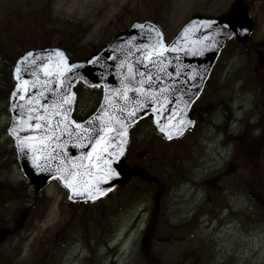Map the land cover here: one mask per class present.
Listing matches in <instances>:
<instances>
[{
	"label": "rangeland",
	"instance_id": "1",
	"mask_svg": "<svg viewBox=\"0 0 264 264\" xmlns=\"http://www.w3.org/2000/svg\"><path fill=\"white\" fill-rule=\"evenodd\" d=\"M233 2L0 0V42L24 40L21 51L72 45L71 58L84 59L134 20L156 21L170 40L192 16H220ZM244 2L256 28L240 45L232 41L215 68L205 99L212 95L216 109L174 144L149 121L140 124L141 138L135 136L134 144L149 151L142 162L154 159L151 170L166 179L168 195L129 184L89 208L77 207L53 180L24 227L3 243L0 264H37L51 244L57 249L45 264H264V206L260 211L257 196L264 186V0ZM77 25L82 34L71 36ZM5 65L0 53V72ZM84 95L77 109L85 114L93 101ZM7 105L0 99V224L32 192L22 185L7 135ZM246 141L253 142L250 149Z\"/></svg>",
	"mask_w": 264,
	"mask_h": 264
},
{
	"label": "water",
	"instance_id": "2",
	"mask_svg": "<svg viewBox=\"0 0 264 264\" xmlns=\"http://www.w3.org/2000/svg\"><path fill=\"white\" fill-rule=\"evenodd\" d=\"M205 22L211 26H203ZM138 25H143V27H138ZM190 25L194 26L185 34L184 29ZM196 25H199V27ZM254 27L255 22L252 20L244 0H234L229 11L220 16L196 15L190 18L168 42L164 31L156 22L136 20L127 28L118 32L101 49L84 60L72 61L65 49L57 46L31 48L23 51L16 57L11 70L13 88L8 98L10 118L7 128V134L13 142L16 160L23 177L36 192L44 188L51 180L57 179L67 190L70 202L95 201L105 197L124 179L119 170V163L126 154L132 127L141 120L150 118L155 131L168 141L178 139L186 131L192 129L196 123L191 114L192 107L203 93L225 47L236 37L240 40L247 39ZM157 31L162 34L164 44L176 43L178 50L172 51L169 47L168 51L164 52L163 58L156 65H153L144 59V53L151 50L153 45L156 44ZM57 50L64 53L69 64L76 65L70 73H66V76L70 79L60 78L64 80L65 84L70 83L71 87L68 91L75 93L70 110L67 113L68 118L75 120L85 128H91L92 125L102 126L105 117H113L114 115L124 119L127 124L126 129H120L113 124L111 127L115 129V132L106 134L112 142V147L109 148L112 155L107 156V159L111 161L110 167L119 173L118 175L109 176L105 179L104 174L93 166L97 162L95 154L91 159L86 158V154L92 151L95 133H90L91 139L85 138L84 140L77 139V135L83 136V133L73 132L71 135L67 132L62 135L57 133V135H60L58 141L53 140L44 153L35 154L43 156L51 152L54 158L48 164H44L43 159H41L39 161L41 168L37 169L33 163V152L30 149L21 151L17 139L10 132L13 122L19 123V120H16L19 109L12 107V105L19 104L27 109L30 106L29 97L34 100L38 99L40 105L47 106L45 109L40 105H31L39 108L40 115H44L45 112L61 111L59 107L54 108L53 106L58 105L61 95H67V91L63 85L57 84L55 73L51 77L47 76L40 67L42 64L48 63L49 60L54 65L60 59L56 55ZM28 52L33 53V56L29 57L28 60L34 59L36 64H29L27 60L23 59ZM152 59L155 60V57H152ZM53 65H50V67ZM130 65L133 76L128 75ZM18 66L21 68L19 74L15 71ZM140 73H144L145 76H141ZM17 75H19V80L16 78ZM147 76H151V82L146 78ZM37 78H39L40 83H37ZM142 79L143 84L137 83ZM23 80L28 81V90L22 93L24 96L22 100L19 95L13 96L12 93L17 91L16 85ZM44 81H50V83L43 85ZM33 85L35 86L33 87ZM79 85L101 90L100 100L95 110L83 119H76L74 116L77 103L76 89ZM125 85L128 89L127 98L113 95L114 91L123 92ZM137 88H142L144 91L136 92L135 89ZM144 93H149L155 97V100L148 99ZM105 96H111V100L107 103L105 102ZM128 101H131V103H128ZM138 101L145 106H138ZM126 103L127 110L122 113L120 109L124 108ZM65 108H69V106L65 105ZM129 110L136 111L134 118H128ZM97 117L101 119L98 120ZM61 118L53 115V124ZM169 118L172 119L171 124L168 122ZM179 121L183 122L182 126L178 123ZM188 121H191V123L189 124ZM30 122L34 123L35 121ZM69 127L74 129V125ZM177 127L180 129L179 133L176 131ZM162 128L165 130L161 131ZM17 131L22 137L28 136L29 142L33 143L35 147H45V145L35 143L41 137V129L18 128ZM43 131L46 132V129ZM122 131H126V135L122 137L125 141L123 152L117 154L119 152L117 146L121 137L116 135V132ZM45 144H47V141H45ZM73 164L77 166L84 165V167L72 169L71 165ZM99 164L100 168L104 169V162L99 161ZM57 168H62L64 171L58 173ZM73 170L80 173L88 170L94 173L98 178L97 186L103 190V195L99 192H93L95 199H92L87 193H83V190H81L83 194H73L65 182L59 178L61 175H66L68 171ZM106 171L107 169H104V172ZM92 183H97V181L92 180ZM12 232L7 227H0V245Z\"/></svg>",
	"mask_w": 264,
	"mask_h": 264
},
{
	"label": "snow or ice",
	"instance_id": "3",
	"mask_svg": "<svg viewBox=\"0 0 264 264\" xmlns=\"http://www.w3.org/2000/svg\"><path fill=\"white\" fill-rule=\"evenodd\" d=\"M194 25H190L189 27H186L184 29V33L187 34L190 30V28ZM199 27V25H196ZM203 26H211L208 25L207 22L204 23ZM138 27H143V25H138ZM155 31V30H154ZM157 36V41L156 44L153 45L151 50H148L144 53V59L146 61L151 62L153 65H156L157 62L163 58L164 52L168 51L169 47L171 48L172 51H177V46L176 43H173L171 45H166L163 43L162 40V34L159 33L158 31L156 32ZM56 55L60 58L55 62L53 65V62L51 60L48 61L46 64H42L40 67L44 70L45 75L47 76H53L55 73L56 76V82L57 84L63 85L64 89L67 91V95H61V99L58 102V105H54L53 107H59L61 111L53 112V113H47L45 112L44 115L39 114V108L37 107H32L31 105H40V101L38 99L34 100L32 97H29V107L27 109L24 108V106L19 105V104H13L12 107L19 109V115L16 117V120H19V123H16L15 121L13 122V127L10 128V132L13 137L17 139L18 146L21 151H24L25 149H30L33 152V163L35 164V167L37 169L41 168L40 160L43 159L44 164H48L51 159H53V155L51 152H48L47 155L43 156H38L35 155L36 153H44L47 151L48 147L51 145L53 140L58 141L60 139V135H57V133H60L61 135L65 132L69 133L71 135L73 132L77 133H83V136L77 135L78 140H84L85 138L91 139L90 133H95V140L94 144L92 145V151L88 152L86 154V158L91 159L94 154L96 156V163L93 165L96 167L98 170H100L104 176L105 179L109 176H115L118 175L114 169L110 167L111 161L107 159V156L112 155V153L109 152V148L112 147V142L111 140L108 139V136L106 135L107 133H112L115 132V129L111 127V125L115 124L118 126L120 129H126L127 124L125 123L124 119L115 117H105V119L102 121V126L101 125H92L91 128H85L83 125L80 123H77L75 120H71L68 118V111L70 110V106L73 102V97L75 96V93L68 91L70 89L71 85L70 83L65 84L64 80L70 79L68 76H66V73H70L72 69L76 67L75 64H69L67 61V57L64 55V53L60 52L59 50L56 51ZM33 53L28 52L27 55L23 58L24 60H27L29 64H36V60H28L29 57H32ZM152 57H155V60L152 59ZM50 65H53L50 67ZM16 73L21 72V68L18 66L16 68ZM129 76H133L132 74V68L131 65L129 66V71H128ZM141 76H145L144 73H140ZM63 77L64 80H61L60 78ZM19 80V75L16 77ZM149 82H151V76L146 77ZM134 79V77H133ZM143 79L137 81L139 84H143ZM37 83L39 82V78H37ZM50 83V81H44L43 85H47ZM35 85H33L34 87ZM17 91H14L12 93L13 96H20V99H24V96L22 95L23 92H26L28 90V81L23 80L21 83H18L16 85ZM136 92H143L144 90L142 88H137L135 89ZM127 85H125V89L123 92H118L114 91L113 95L116 96H122L124 98H127ZM145 96L148 99L155 100V97L151 96L149 93H144ZM111 100V96H105V102L107 103L108 101ZM128 103H131V101H128ZM138 106L143 107L142 103L139 101L137 102ZM65 105H68L69 108H65ZM40 107L47 108L46 105H40ZM103 107V106H102ZM127 103L124 108H121L120 111L123 113L124 111L127 110ZM53 115L57 117H62L61 119H58L55 124H53L52 117ZM136 116V111L134 110H129L128 111V118H134ZM96 119H101L100 117H97ZM35 121L30 122V121ZM43 122V123H42ZM169 124L172 123V119L169 118L168 120ZM178 123L183 124L182 121H179ZM190 124L191 121H188ZM70 125H74V129H70ZM63 126V127H61ZM41 129V137L39 140L35 141L37 144L45 145L43 148H38L33 145V143L29 142V137L28 136H20L19 132L17 129ZM46 129V132L43 131ZM99 129V131H97ZM165 129L162 128L161 131H164ZM179 127L176 128L177 133H179ZM116 135L121 137L120 143L117 146L119 149V152L117 154H120L123 152V136L126 135V131L122 132H116ZM171 138V137H170ZM45 141H47V144H45ZM107 154V155H105ZM99 161L104 162V169H107L106 172H104V169L100 168ZM77 167H84V165H71L72 169H76ZM56 171L59 173L61 171H64L62 168H57ZM62 181L65 182L66 186L71 190L73 194L81 193V190H83V193H87L92 199H95V195H93V192H99L101 195H103V190L100 189L97 184H98V178L95 176L94 173L91 171H84L83 173L77 172L75 170L73 171H68L66 175H61L59 177ZM92 180H96L97 183H92ZM81 193V194H83ZM72 198V197H70Z\"/></svg>",
	"mask_w": 264,
	"mask_h": 264
},
{
	"label": "trees",
	"instance_id": "4",
	"mask_svg": "<svg viewBox=\"0 0 264 264\" xmlns=\"http://www.w3.org/2000/svg\"><path fill=\"white\" fill-rule=\"evenodd\" d=\"M50 16L51 14H47L46 15V22L47 21H50ZM49 23V22H47ZM83 31V30H82ZM9 32L7 31V34ZM79 33V35L82 34V32L80 31V27L79 25L73 27V30L70 32V35L71 36H75V34ZM22 43H18L16 45H14L15 43L11 40V39H7V40H3L0 42V53L1 55L3 56V59L4 61L6 62V65L4 67L3 70H1L0 72V99H6L8 101V96H9V93L13 87V81H12V76H11V67H12V63L16 57V55L18 53L21 52V50H16L17 46L19 48H23L24 45H23V41H21ZM234 42H236L237 44L240 45V43H242L243 41H240V40H235ZM14 43V44H13ZM43 46H50L49 43H45V44H42ZM58 45H62L60 43H58ZM103 46V45H102ZM100 46V47H102ZM100 47H96L94 48L91 52H95L96 50H98ZM67 51H71L73 53H75L76 51L73 49L72 45H65L64 47ZM89 54V55H90ZM213 79V78H212ZM263 79H264V76H263ZM212 86V85H211ZM210 86V87H211ZM85 92L86 93H90V100L93 101V105L92 107L84 114V113H79L78 112V109H76L75 111V116L78 118V119H81V118H84L87 114L91 113L94 108L96 107L98 101H99V98H100V90L98 89H88V88H85L84 86H80L78 87L77 89V93H78V98H77V107L78 105L84 101V98H85ZM92 94H94V97H92ZM261 125L260 126H263V122H264V118H262V120L260 121ZM253 142L252 141H249L244 144V146L247 148V149H250L251 146H252ZM240 151V150H239ZM15 154V153H14ZM241 158V156H240ZM22 176V175H21ZM157 186H155L154 190H155V195H159L161 196H167L168 195V186L166 184V179H159L158 178V181L156 182ZM257 184V183H256ZM22 185L24 186V188H30V184L29 182L24 179V177L22 176ZM261 187V186H260ZM18 190V189H17ZM261 192L257 193V196L260 198V202H261V205L259 208H260V211L261 209H263V206H264V186L260 189ZM36 196L33 194V192H31L30 195H27L26 196V204L24 205L25 206V209H29L30 207L32 208H35L36 207ZM91 203H85V204H76L77 207H84L85 208H89V205ZM260 215V214H259ZM83 221H86V219L83 217ZM85 223V222H84ZM54 243V242H52ZM54 247H55V244H51V252H46L42 258L40 259V262H38L37 264H45L44 261L46 262H51L50 261V256L53 257V252H54ZM51 257V258H52ZM153 264H157V262L153 261L152 262Z\"/></svg>",
	"mask_w": 264,
	"mask_h": 264
},
{
	"label": "flooded vegetation",
	"instance_id": "5",
	"mask_svg": "<svg viewBox=\"0 0 264 264\" xmlns=\"http://www.w3.org/2000/svg\"><path fill=\"white\" fill-rule=\"evenodd\" d=\"M211 82L212 80L208 81L206 85L207 89L209 88V86L213 85L211 84ZM211 98L212 95H209V97L205 99L204 95L194 105L193 114L195 115V118L198 122L201 119L205 118L207 114H210V112L216 109V105L210 100ZM140 124L137 125L134 131L132 132L133 138H131V142L125 159L121 162V164H119V170L125 176L124 181L121 185H119V187L121 188L129 184H133L136 187H141L142 191L148 190L149 192H151L152 189L157 186L156 182L158 181L157 177L151 170V166L153 167L154 165V159L150 158L151 161H149L147 165L144 164L142 161L148 157L149 151L141 150L140 142L134 144L135 136H137L139 139L141 138ZM167 189H169V186ZM33 210L34 209H18L16 212L13 213L11 219L6 222H2L0 226L9 225L11 227L13 226V229L15 228L20 230L24 227L25 222L28 220V218H31V212Z\"/></svg>",
	"mask_w": 264,
	"mask_h": 264
}]
</instances>
